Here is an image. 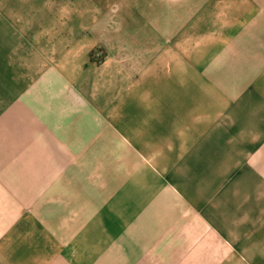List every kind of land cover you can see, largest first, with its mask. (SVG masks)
Returning <instances> with one entry per match:
<instances>
[{
  "label": "crops",
  "instance_id": "1",
  "mask_svg": "<svg viewBox=\"0 0 264 264\" xmlns=\"http://www.w3.org/2000/svg\"><path fill=\"white\" fill-rule=\"evenodd\" d=\"M152 2L0 0V264H264V0Z\"/></svg>",
  "mask_w": 264,
  "mask_h": 264
},
{
  "label": "rangeland",
  "instance_id": "2",
  "mask_svg": "<svg viewBox=\"0 0 264 264\" xmlns=\"http://www.w3.org/2000/svg\"><path fill=\"white\" fill-rule=\"evenodd\" d=\"M153 0H111V2H112V4L114 5V4H124V5H127V6H129V7H131V6H135L136 4H139V3H142V4H145V5H147V4H153V2H152ZM166 1H170L169 3H173L174 2V4H179V3H181L182 2V10H180V12H179V9H178V5L174 8V10H175V13H176V16L178 17V18H183V0H166ZM165 4H167V3H164V5ZM177 10H178V12H177ZM134 15H135V13H133ZM128 15H130L131 16V14H129V12H128ZM92 54V57L93 58H95V59H99L100 57H101V53H99L98 52V54H94V53H91Z\"/></svg>",
  "mask_w": 264,
  "mask_h": 264
},
{
  "label": "trees",
  "instance_id": "3",
  "mask_svg": "<svg viewBox=\"0 0 264 264\" xmlns=\"http://www.w3.org/2000/svg\"><path fill=\"white\" fill-rule=\"evenodd\" d=\"M89 57H90V59H92V58H93L91 53L89 54ZM96 61H98V59H96Z\"/></svg>",
  "mask_w": 264,
  "mask_h": 264
}]
</instances>
